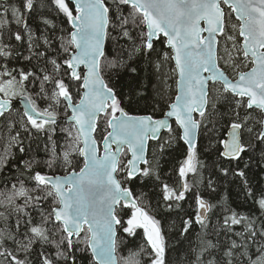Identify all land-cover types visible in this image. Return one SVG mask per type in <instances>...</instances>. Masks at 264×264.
Here are the masks:
<instances>
[{"label": "snow or ice", "instance_id": "obj_1", "mask_svg": "<svg viewBox=\"0 0 264 264\" xmlns=\"http://www.w3.org/2000/svg\"><path fill=\"white\" fill-rule=\"evenodd\" d=\"M0 224V264H264V0H0Z\"/></svg>", "mask_w": 264, "mask_h": 264}, {"label": "trees", "instance_id": "obj_2", "mask_svg": "<svg viewBox=\"0 0 264 264\" xmlns=\"http://www.w3.org/2000/svg\"><path fill=\"white\" fill-rule=\"evenodd\" d=\"M174 66V64L172 65ZM177 77L173 76L171 79H169L168 84L170 85V88L167 90V96L165 97V99H167L169 96L174 98L175 94H176V81ZM78 99V97H77ZM15 109L20 110L21 112L23 111L22 107L20 106L19 103H16L14 105ZM62 126H66V122L64 124H62ZM99 139V136L97 137ZM59 140L60 143L63 144L64 140H63V136L60 135L59 136ZM204 144H207V141H204ZM75 163L77 164V170L79 166H82L83 164V159L82 157H77ZM61 174H63V170H61ZM3 225L0 224V227H2ZM124 236V243L121 245V247L118 249L117 255L118 257L120 256H128L130 252H136L138 251V247L141 244V239L140 236L138 235L137 237H130V236H126L125 234H121Z\"/></svg>", "mask_w": 264, "mask_h": 264}, {"label": "water", "instance_id": "obj_3", "mask_svg": "<svg viewBox=\"0 0 264 264\" xmlns=\"http://www.w3.org/2000/svg\"><path fill=\"white\" fill-rule=\"evenodd\" d=\"M17 102H19V98L17 99V100H14L13 101V106L17 103ZM20 103V102H19ZM20 105H21V107L23 108V105L20 103ZM78 171V170H77Z\"/></svg>", "mask_w": 264, "mask_h": 264}, {"label": "bare ground", "instance_id": "obj_4", "mask_svg": "<svg viewBox=\"0 0 264 264\" xmlns=\"http://www.w3.org/2000/svg\"><path fill=\"white\" fill-rule=\"evenodd\" d=\"M20 104V103H19ZM21 106V105H20ZM23 109V108H22Z\"/></svg>", "mask_w": 264, "mask_h": 264}, {"label": "rangeland", "instance_id": "obj_5", "mask_svg": "<svg viewBox=\"0 0 264 264\" xmlns=\"http://www.w3.org/2000/svg\"><path fill=\"white\" fill-rule=\"evenodd\" d=\"M18 98V97H17Z\"/></svg>", "mask_w": 264, "mask_h": 264}]
</instances>
